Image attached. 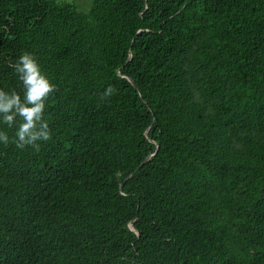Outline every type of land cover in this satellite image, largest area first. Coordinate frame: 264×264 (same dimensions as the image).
<instances>
[{
  "label": "trees",
  "instance_id": "obj_1",
  "mask_svg": "<svg viewBox=\"0 0 264 264\" xmlns=\"http://www.w3.org/2000/svg\"><path fill=\"white\" fill-rule=\"evenodd\" d=\"M24 53L51 138L0 142V264H264V0H0L22 100Z\"/></svg>",
  "mask_w": 264,
  "mask_h": 264
},
{
  "label": "clouds",
  "instance_id": "obj_2",
  "mask_svg": "<svg viewBox=\"0 0 264 264\" xmlns=\"http://www.w3.org/2000/svg\"><path fill=\"white\" fill-rule=\"evenodd\" d=\"M16 70L26 90L24 99L16 92L9 94L0 90V122L9 128L17 124V117L21 118V122L11 140L5 132L0 131V142L5 145L13 142L18 148L33 146L38 149L37 141L51 138V130L48 122L43 119V113L45 101L55 90V86L42 74L36 59L30 53H24L19 58ZM111 91L109 88L105 95H110Z\"/></svg>",
  "mask_w": 264,
  "mask_h": 264
},
{
  "label": "rangeland",
  "instance_id": "obj_3",
  "mask_svg": "<svg viewBox=\"0 0 264 264\" xmlns=\"http://www.w3.org/2000/svg\"><path fill=\"white\" fill-rule=\"evenodd\" d=\"M74 1L79 11L88 12L92 5V0H68Z\"/></svg>",
  "mask_w": 264,
  "mask_h": 264
}]
</instances>
